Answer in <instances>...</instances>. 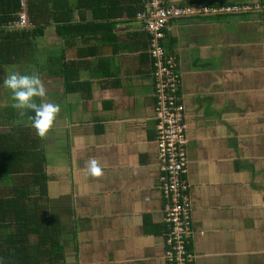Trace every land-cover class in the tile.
<instances>
[{
	"label": "crops",
	"instance_id": "0c3cea01",
	"mask_svg": "<svg viewBox=\"0 0 264 264\" xmlns=\"http://www.w3.org/2000/svg\"><path fill=\"white\" fill-rule=\"evenodd\" d=\"M138 2L42 0L36 33L18 41L0 28V80L35 73L45 95L34 102L59 106L39 137L32 111L13 107L0 84V211L13 205L0 214V264L18 249L19 193L33 220L36 172L46 174L41 220H57L55 264H167L155 67ZM166 2L232 8L172 17L161 42L177 63L186 111L189 250L195 264H264V0ZM90 159L100 175L88 173ZM27 236L33 246V229Z\"/></svg>",
	"mask_w": 264,
	"mask_h": 264
},
{
	"label": "built area",
	"instance_id": "2783aa9c",
	"mask_svg": "<svg viewBox=\"0 0 264 264\" xmlns=\"http://www.w3.org/2000/svg\"><path fill=\"white\" fill-rule=\"evenodd\" d=\"M227 10L231 7H222ZM236 8V7H234ZM218 8L201 7L199 13ZM194 7L170 5L166 0H145L136 16L143 19L144 29L150 36L148 52L154 59L155 120L157 164L162 172L161 194L164 199L165 260L167 264H195V255L189 250L192 226V202L187 180L188 150L186 111L179 98V77L175 58L168 55L161 42L169 19L195 15ZM27 2L21 0V10L10 26L29 25Z\"/></svg>",
	"mask_w": 264,
	"mask_h": 264
},
{
	"label": "trees",
	"instance_id": "16d2710c",
	"mask_svg": "<svg viewBox=\"0 0 264 264\" xmlns=\"http://www.w3.org/2000/svg\"><path fill=\"white\" fill-rule=\"evenodd\" d=\"M27 11L30 18V22L36 25L37 28H33L31 30L26 27H14L10 26V22L15 20L18 16V12L21 10V0H0V28L2 27H10L11 32H8L12 35V37L16 36L18 41L20 38L26 37L28 34L36 33L41 29L42 23V0H27ZM263 5V4H262ZM144 3L143 0H139L138 6L133 10V13L136 14L138 10L143 8ZM226 5H209V8H220L226 7ZM107 16H114V13L111 12ZM1 31V30H0ZM5 32L3 29L2 32ZM14 35V36H13ZM12 40H16L15 38H10ZM15 47V43L10 42L6 43L4 47ZM37 157V155H36ZM38 158V157H37ZM40 160V159H39ZM42 160H40V164ZM34 184L36 185V189L39 190V194L35 196L37 199L35 205L36 211L34 212L33 220L31 218V207L29 205V201L24 203L23 195L25 193L18 194V208H14V212H17V225L16 228L19 229V235L17 238L18 241V249L17 251L5 252L3 254V259H7L8 263L12 261V264H39V262L49 261L50 264H55L60 261L63 257L62 247L59 242L58 236V228H57V220H54V224L50 226L47 225V222H43L41 220L40 208L43 207L42 203L39 202L41 200L40 197H43L45 200L47 199L46 194V174L43 172H36L34 174ZM3 210L0 211V214L6 218L8 216V212L11 208H13L12 204H7L5 201L2 204ZM56 222V223H55ZM9 226V225H8ZM33 229L35 233V244L33 246H26L27 241L29 240L27 234L28 230ZM10 241L16 239L7 238ZM13 242V241H12ZM33 248V249H32ZM11 256L13 260H11Z\"/></svg>",
	"mask_w": 264,
	"mask_h": 264
},
{
	"label": "clouds",
	"instance_id": "9594fccd",
	"mask_svg": "<svg viewBox=\"0 0 264 264\" xmlns=\"http://www.w3.org/2000/svg\"><path fill=\"white\" fill-rule=\"evenodd\" d=\"M0 84L10 91L13 107L28 109L33 113L31 126L37 136L44 137L53 125L59 106L50 102L37 104L33 97H43L45 90L39 76L35 73L8 72ZM87 171L91 175H100L101 169L94 159L87 162Z\"/></svg>",
	"mask_w": 264,
	"mask_h": 264
},
{
	"label": "water",
	"instance_id": "95a60500",
	"mask_svg": "<svg viewBox=\"0 0 264 264\" xmlns=\"http://www.w3.org/2000/svg\"><path fill=\"white\" fill-rule=\"evenodd\" d=\"M214 13V12H213Z\"/></svg>",
	"mask_w": 264,
	"mask_h": 264
}]
</instances>
